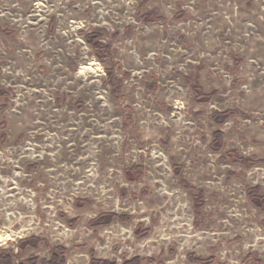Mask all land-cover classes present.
<instances>
[{
	"label": "rangeland",
	"instance_id": "rangeland-1",
	"mask_svg": "<svg viewBox=\"0 0 264 264\" xmlns=\"http://www.w3.org/2000/svg\"><path fill=\"white\" fill-rule=\"evenodd\" d=\"M147 2L0 0V248L35 235L64 246L67 264H91V251L264 264V209L247 192L264 194V164L229 155L264 158V0ZM151 10L162 20H144ZM94 30L113 61L86 42ZM227 109L245 114L212 120ZM105 212L132 220L90 224ZM16 252L19 264L52 248Z\"/></svg>",
	"mask_w": 264,
	"mask_h": 264
},
{
	"label": "trees",
	"instance_id": "trees-1",
	"mask_svg": "<svg viewBox=\"0 0 264 264\" xmlns=\"http://www.w3.org/2000/svg\"><path fill=\"white\" fill-rule=\"evenodd\" d=\"M147 0H143L142 6H146ZM143 19L148 20H162L160 18H157L156 11L151 10L147 12ZM1 30V28H0ZM101 32L100 30H94L91 33L86 34L85 40L86 42L95 50L97 54V58L99 61L105 63L107 60L112 59V51L111 46L106 45L101 41ZM108 82L112 88V93L115 98L118 97V94L120 92V85L118 84V76L115 71V67H106L105 69ZM192 89L196 92L198 99H202L205 97V94L203 93L201 87L198 84L192 85ZM215 93V92H214ZM0 94H5L4 92L0 91ZM0 107V109H2ZM244 115L245 113L241 110H235V109H227L224 111H215L212 114V120L217 123L221 124L224 123L228 118H230L233 115ZM2 127H5V125H2ZM5 136V135H4ZM213 145L214 147L217 146V148H221L223 143V132L221 130H216L213 133ZM230 156L235 161H238L242 163L243 165H253V164H264V158L261 159H252L251 157H242L238 154L237 150H232L229 153ZM175 169V175L180 178V185L184 187L185 189L192 191L195 193V204L197 206H201L203 204L205 193L203 190L193 186L191 183H189L187 180L183 178V174L181 171V166L174 164ZM126 174L128 178L131 180V170H127ZM248 195L252 202L256 205V207L260 209H264V194L260 195L261 189L259 187H252L247 190ZM115 220H119L124 223L131 222L132 216L128 214H118L114 212H105L100 215H98L96 218L92 219L90 221V224L92 226H103V225H109L113 223ZM72 223H76L77 219H73L71 221ZM142 225H139L137 229V235L138 237H142L145 234H147L149 231L147 229L141 230ZM41 245H45L47 247L52 248V253L50 258H39L38 256L32 255L28 259L21 261L19 264H67L65 252L67 249L64 246L57 245L52 247L50 243L43 238H40L38 236H29L22 239H19L16 247H8V248H0V264H15V258L17 257L16 249H18L21 252H25L28 248L38 249ZM91 264H117L114 261H110L107 259L98 258L94 251H91ZM189 260L195 264H207L212 262L213 258H201L197 257L193 253L188 255ZM144 261L148 262H154L153 258H142V257H134L130 260H126L123 264H143ZM256 263H258V260H255Z\"/></svg>",
	"mask_w": 264,
	"mask_h": 264
}]
</instances>
